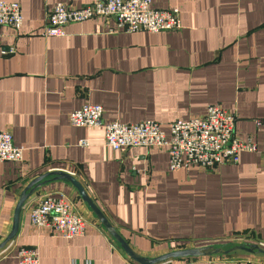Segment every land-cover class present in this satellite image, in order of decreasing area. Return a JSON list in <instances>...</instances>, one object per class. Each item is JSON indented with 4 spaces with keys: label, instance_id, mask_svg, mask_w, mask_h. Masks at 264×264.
Wrapping results in <instances>:
<instances>
[{
    "label": "crops",
    "instance_id": "1",
    "mask_svg": "<svg viewBox=\"0 0 264 264\" xmlns=\"http://www.w3.org/2000/svg\"><path fill=\"white\" fill-rule=\"evenodd\" d=\"M4 1L20 4L23 24L0 26V130L12 133L24 159L0 162V244L27 185L63 171L138 255L213 247L231 250L160 264H264L263 253L236 248L264 244V124H257L264 119V0H152L155 9L177 10L182 28L111 32L113 18L93 17L50 37L42 33L55 4L95 0ZM86 103L103 106L104 122L154 120L167 135L172 122L218 105L236 116L235 135L257 150L214 170H171L166 147L113 150L103 127L73 126L71 112ZM47 194L74 205L87 221L83 235L31 224L33 206ZM21 248L37 251L40 264H140L74 184L52 174L25 201L0 264H18Z\"/></svg>",
    "mask_w": 264,
    "mask_h": 264
},
{
    "label": "built area",
    "instance_id": "2",
    "mask_svg": "<svg viewBox=\"0 0 264 264\" xmlns=\"http://www.w3.org/2000/svg\"><path fill=\"white\" fill-rule=\"evenodd\" d=\"M151 3L152 0H95L80 8L57 3L47 13L42 35L64 36L68 23L93 17L113 18L116 26L110 29L111 32L157 33L182 28L177 10L155 9ZM22 24L20 4L0 0V26L18 30ZM103 112L101 104L86 103L71 112L70 121L76 127H103L106 144L113 150L139 146L166 147L171 170L191 165L214 170L222 165L238 163L244 151L257 150L255 143L235 135L236 116L218 105H211L202 117L172 122L169 135L154 120L104 122ZM257 124H264V119H258ZM78 144L87 146L88 140H79ZM23 159L24 148L14 143L10 131L0 130V162L21 163ZM30 221L35 227L49 228L65 238L83 235L87 226L86 219L67 198L52 194L41 197L33 206ZM260 245L264 247V244ZM18 264H40V257L33 249L21 248Z\"/></svg>",
    "mask_w": 264,
    "mask_h": 264
},
{
    "label": "water",
    "instance_id": "3",
    "mask_svg": "<svg viewBox=\"0 0 264 264\" xmlns=\"http://www.w3.org/2000/svg\"><path fill=\"white\" fill-rule=\"evenodd\" d=\"M55 175L56 178L60 179H67L70 182L74 184V186L79 190L82 198L93 208V210L98 214V216L101 218L102 222L107 226L110 233L113 235V237L120 243V245L124 248V250L137 262L140 264H160L163 263L169 259L172 258H179V257H199V256H207V255H213L217 253H228L229 250H224L222 248H213V247H202V248H188V249H182V250H176L172 251L154 258H148L145 256H141L136 254L132 248L129 246V244L113 229V227L109 224V222L106 220L104 215L101 213V211L97 208V206L93 203L92 199L87 195L84 186L81 184L79 180H77L74 176L71 174H68L63 171H53L49 172L43 175H40L33 179L27 187L24 189V192L21 195V198L17 204V207L15 209L14 213V220H13V228L10 232L9 236L0 244V249H2L9 241L14 239V237L17 235L19 231V225H20V216H21V210L25 203V201L32 195L37 187L42 184L44 179L48 175ZM237 249H244L248 251H259L264 254V247L260 244H243L236 247ZM234 249V248H232Z\"/></svg>",
    "mask_w": 264,
    "mask_h": 264
}]
</instances>
